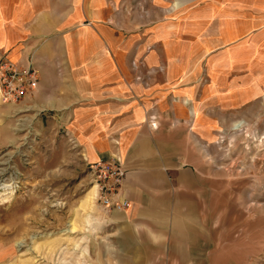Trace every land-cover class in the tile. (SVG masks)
I'll return each mask as SVG.
<instances>
[{"label": "crops", "instance_id": "1", "mask_svg": "<svg viewBox=\"0 0 264 264\" xmlns=\"http://www.w3.org/2000/svg\"><path fill=\"white\" fill-rule=\"evenodd\" d=\"M245 4L0 0V60L38 71L24 103L66 127L86 164L118 158L126 169L123 213L137 229L114 238L123 264H197L193 254L213 251L199 233L224 188L209 74L216 45L232 44L218 31L241 23Z\"/></svg>", "mask_w": 264, "mask_h": 264}, {"label": "rangeland", "instance_id": "2", "mask_svg": "<svg viewBox=\"0 0 264 264\" xmlns=\"http://www.w3.org/2000/svg\"><path fill=\"white\" fill-rule=\"evenodd\" d=\"M246 3L242 22L218 31L232 44L213 49L208 90L218 105L215 164L224 188L217 220L199 232L215 246L193 254L197 264H264V0ZM208 83L204 76L201 87ZM220 105L243 107L223 113ZM48 114L0 100V264H123L114 238L137 227L102 208L89 164Z\"/></svg>", "mask_w": 264, "mask_h": 264}, {"label": "built area", "instance_id": "3", "mask_svg": "<svg viewBox=\"0 0 264 264\" xmlns=\"http://www.w3.org/2000/svg\"><path fill=\"white\" fill-rule=\"evenodd\" d=\"M38 84V71L32 66L19 68L16 64L0 60V100L4 103H20ZM97 187V201L107 212H126L131 209L129 200L120 196L126 179V169L118 158L99 160L89 164Z\"/></svg>", "mask_w": 264, "mask_h": 264}, {"label": "bare ground", "instance_id": "4", "mask_svg": "<svg viewBox=\"0 0 264 264\" xmlns=\"http://www.w3.org/2000/svg\"><path fill=\"white\" fill-rule=\"evenodd\" d=\"M240 125H241V123L239 122L238 124L234 125L233 129L234 130H238L240 128Z\"/></svg>", "mask_w": 264, "mask_h": 264}]
</instances>
